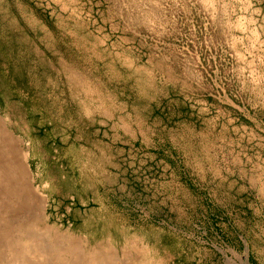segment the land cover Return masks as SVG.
<instances>
[{
	"label": "rangeland",
	"instance_id": "obj_1",
	"mask_svg": "<svg viewBox=\"0 0 264 264\" xmlns=\"http://www.w3.org/2000/svg\"><path fill=\"white\" fill-rule=\"evenodd\" d=\"M241 233L264 0H0V264H246Z\"/></svg>",
	"mask_w": 264,
	"mask_h": 264
},
{
	"label": "crops",
	"instance_id": "obj_2",
	"mask_svg": "<svg viewBox=\"0 0 264 264\" xmlns=\"http://www.w3.org/2000/svg\"><path fill=\"white\" fill-rule=\"evenodd\" d=\"M254 240L255 239L254 237ZM237 245L245 257L246 264H264V241L251 243L250 235L241 233L237 236Z\"/></svg>",
	"mask_w": 264,
	"mask_h": 264
}]
</instances>
